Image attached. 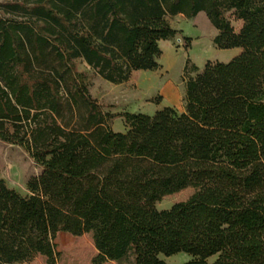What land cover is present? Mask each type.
I'll return each instance as SVG.
<instances>
[{"label":"trees","instance_id":"trees-1","mask_svg":"<svg viewBox=\"0 0 264 264\" xmlns=\"http://www.w3.org/2000/svg\"><path fill=\"white\" fill-rule=\"evenodd\" d=\"M200 13L217 49L242 52L187 61L184 112L104 111L77 62L114 85L156 72L168 17ZM0 142L41 168L27 196L0 180V264H59L62 233L91 236V264H264V0L0 3Z\"/></svg>","mask_w":264,"mask_h":264},{"label":"rangeland","instance_id":"rangeland-1","mask_svg":"<svg viewBox=\"0 0 264 264\" xmlns=\"http://www.w3.org/2000/svg\"><path fill=\"white\" fill-rule=\"evenodd\" d=\"M5 1L9 0H0V3ZM168 22L179 34L169 41L160 42L162 55L159 59L160 69L156 72H134L127 82L114 85L95 75L81 61L77 62L78 70L87 73L92 97L98 100L104 111L112 114L130 112L152 116L164 97L185 108L184 68L188 60L189 67L194 65L201 71L209 61L228 63L242 52L241 49L219 50L214 46L216 30L204 13H200L194 19H187L183 15L168 17ZM232 24L239 29V22L232 21ZM184 37L192 39L188 51L183 47ZM111 128L117 133L126 131L121 118L112 121ZM40 173L41 168L21 148L0 142V180L4 185L27 196L28 181ZM192 194L193 191L190 189L182 191L163 199L156 204V208L160 211L169 210L176 203L186 201ZM62 234H59L56 240L58 251L62 253L59 264H91L97 253L91 236L72 237ZM161 258L167 264H184L191 260L185 253ZM130 261L109 264H130ZM213 261L214 258L210 260ZM27 264H46V261L38 256Z\"/></svg>","mask_w":264,"mask_h":264},{"label":"crops","instance_id":"crops-1","mask_svg":"<svg viewBox=\"0 0 264 264\" xmlns=\"http://www.w3.org/2000/svg\"><path fill=\"white\" fill-rule=\"evenodd\" d=\"M173 102H174V100L167 98V97H164V99L162 100L160 105L155 108L154 113L157 112L158 110L162 109V108H165V107L174 108L178 112L183 113L185 110L184 106L183 105L178 106L177 104H175ZM62 235H64V233Z\"/></svg>","mask_w":264,"mask_h":264}]
</instances>
